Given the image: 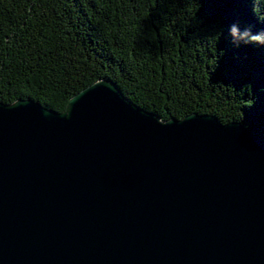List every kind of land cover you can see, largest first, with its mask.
<instances>
[{
	"label": "water",
	"instance_id": "1",
	"mask_svg": "<svg viewBox=\"0 0 264 264\" xmlns=\"http://www.w3.org/2000/svg\"><path fill=\"white\" fill-rule=\"evenodd\" d=\"M0 264H264V145L106 78L60 112L0 101Z\"/></svg>",
	"mask_w": 264,
	"mask_h": 264
},
{
	"label": "trees",
	"instance_id": "2",
	"mask_svg": "<svg viewBox=\"0 0 264 264\" xmlns=\"http://www.w3.org/2000/svg\"><path fill=\"white\" fill-rule=\"evenodd\" d=\"M264 0H0V101L55 111L98 79L162 120L239 121L264 145Z\"/></svg>",
	"mask_w": 264,
	"mask_h": 264
},
{
	"label": "clouds",
	"instance_id": "3",
	"mask_svg": "<svg viewBox=\"0 0 264 264\" xmlns=\"http://www.w3.org/2000/svg\"><path fill=\"white\" fill-rule=\"evenodd\" d=\"M228 35L234 47H239L242 44H256L264 47V30L253 32L252 26L241 28L239 21L228 26Z\"/></svg>",
	"mask_w": 264,
	"mask_h": 264
}]
</instances>
